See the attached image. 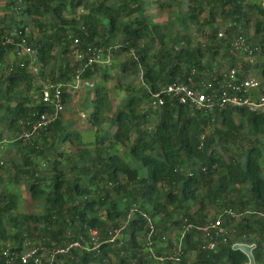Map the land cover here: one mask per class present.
Here are the masks:
<instances>
[{"label": "trees", "instance_id": "16d2710c", "mask_svg": "<svg viewBox=\"0 0 264 264\" xmlns=\"http://www.w3.org/2000/svg\"><path fill=\"white\" fill-rule=\"evenodd\" d=\"M174 1L188 9L176 16L181 31H173L175 22L152 24L148 0L6 4L0 30L29 29L26 38L37 51L40 74L30 72L27 57L21 66L14 47L0 46V125L16 135L13 144L20 155L18 161L4 157L0 165V264H22L28 248L63 247L88 238L90 230L101 233V254L76 250L65 264H158L148 259L141 241L144 214L154 220L155 240L169 238L166 248L155 243L161 255L174 249L175 230L214 222L222 210L237 215L226 217L227 242L217 239L218 248L211 251L200 232H188L179 264H248L233 250L235 243L255 244L256 263L264 264V112H207L171 98L151 107L161 85L190 83L212 71L223 51L230 67L249 73L252 66L230 54V40L245 35L255 12L260 16L250 41L264 43V7L249 0ZM14 9L19 18L10 16ZM226 25L227 37L219 39ZM95 48H112L111 66H87ZM120 55L126 59L118 63ZM255 67L264 81V63ZM81 70L80 89L92 83L82 106L92 103L85 123L93 140L74 127L76 121L68 124L63 111L35 137L18 139L29 123L54 112L43 103L37 80L62 84L65 107L79 96L71 84ZM194 70L198 77L193 78ZM113 71L116 83L108 87ZM25 190L36 212L20 210ZM210 206L217 209L213 218ZM114 228L121 229L118 240L106 243Z\"/></svg>", "mask_w": 264, "mask_h": 264}, {"label": "built area", "instance_id": "2783aa9c", "mask_svg": "<svg viewBox=\"0 0 264 264\" xmlns=\"http://www.w3.org/2000/svg\"><path fill=\"white\" fill-rule=\"evenodd\" d=\"M224 26L218 33L219 39L227 37V28ZM29 34V29L2 31L0 30V46L14 47L13 53L15 58L21 66L24 67L23 59H29L30 72L38 77L40 74V67L38 64L37 51L29 45L26 38ZM79 42L78 39L75 40ZM230 54L239 59H244L251 64H257L256 60H260V64L264 63V43L260 41H250L244 35L243 37L232 38L230 40ZM117 49V48H115ZM91 51V57L88 60L87 66L93 64L98 65H112L111 52L112 48H95ZM78 59L82 55H77ZM79 71L74 78L71 88L79 91L81 87V73ZM193 78L198 77L197 71L192 72ZM264 81L261 77H255L249 73H244L240 69L228 66L221 68L215 66L212 71L204 72L199 78L190 83L176 82L169 85H161L156 93L152 94L151 107L160 108L165 104V98H171L181 105L190 106L199 110L212 112L214 110H224L226 108H245L251 112H264ZM41 86V99L44 104L51 105L54 108L53 114H42L39 120L33 124H28L29 129L23 131L19 138L20 140L28 141L35 137L42 130L47 129L64 110L63 105V85L55 84L46 81L42 78L37 80ZM87 86H92V83L87 82ZM15 141V139H14ZM13 141V142H14ZM11 141L7 138L0 140V165H3V158L5 157V147ZM226 217L235 219L237 215L231 210H222L216 221H209L204 226L185 225L176 237L171 235V242L174 249L171 251L164 250L159 255L155 249L156 242L159 246L166 248L169 245V238L163 235L159 240H155V225L153 218L144 214L146 219V235L141 238L144 243L145 250L148 252V259L158 262V264H168L172 262L179 264L184 258V240L188 232L197 230L205 238L206 247L215 251L218 248L217 239L222 238L227 242L230 228L226 227ZM121 229L114 228L110 230V239L106 243L114 244L119 236ZM103 241L99 230H90L89 237H81L79 240L65 245L63 247L47 250L43 246L37 248H28L21 255L20 260L22 264H65L66 257H70L76 250L83 252H96L100 255L102 251ZM156 243V244H155Z\"/></svg>", "mask_w": 264, "mask_h": 264}, {"label": "rangeland", "instance_id": "374dc122", "mask_svg": "<svg viewBox=\"0 0 264 264\" xmlns=\"http://www.w3.org/2000/svg\"><path fill=\"white\" fill-rule=\"evenodd\" d=\"M10 0H0V17H2L3 13H4V9L6 4L9 2ZM150 2V8L147 10L146 15L149 17L150 22L152 24H156V25H165L168 24L170 22H175V27L173 28V31H177L180 30L182 28H180L179 24L176 22V16L178 14V12H183L184 14L188 11V9L185 7H180L177 1L174 0H148ZM185 1V0H184ZM186 2V1H185ZM249 3H254L256 5H260L264 7V0H249ZM16 10L14 9L11 13L10 16L12 14V16L18 17L19 16L17 14H15ZM81 12V9L77 10L76 14H73L72 16H78ZM67 16V14H66ZM71 16V15H68ZM260 16L259 14L253 12V19H252V25L249 28V30H247V32H244L246 37L249 39H252L254 37V23L256 22L257 17ZM203 18H207V14L203 15ZM217 24H221V21L218 20L216 22ZM30 26H32L33 28V22H30ZM223 27H221L222 29ZM195 30V29H194ZM35 33L37 35V29L35 28ZM193 34L196 35L197 38H199L200 34L198 32H193ZM198 40V39H197ZM201 41V40H200ZM144 43V42H143ZM126 56L125 55H120L118 56L117 60L118 63H121L123 61H125ZM240 61H245L244 59H241ZM257 64H251V68L249 70L250 75L255 76V77H260L259 72H260V68H256V65H260V60L257 59L256 60ZM115 63V61H114ZM216 64L219 65V67L221 68H227L230 64L228 61V58H226L224 56V51L220 53V55L218 56V58L216 59ZM243 64V63H242ZM239 67L241 66V64H238ZM113 73H115V75H113L112 79L109 83H108V87H114V84L116 83V74L117 72L113 71ZM95 83H97V77L96 80H94ZM141 79L138 78L136 80V83H140ZM87 86V85H86ZM88 86L87 88H81L78 92L79 96L75 97V99L67 106L64 107L63 110V118L66 120V122L68 124H71V122L76 121L74 127L76 129H78L81 133H83L85 139L87 141H92L93 140V134L89 131L90 127L86 125L85 123V114H89L92 111V103H89L87 105V108H85L83 110V102H84V97L86 95L87 89L89 90ZM83 110V111H81ZM106 131L109 130V127L107 125L103 127ZM6 129V128H5ZM3 128L2 125H0V131H2L1 137H5L7 139H9L11 141V143L7 144L5 147V157L7 158V160H11L12 158L15 159L16 161H18L20 159V155L18 152V148L13 144L14 142V138H16V135H12L8 132H6ZM264 141V137L262 139ZM122 151L124 152L125 149ZM9 166L11 167L12 164H9ZM138 167V166H137ZM48 168V167H47ZM141 174H143V170H140ZM25 195V201L22 203L20 210L24 211V212H36V204H33L30 200V194L27 190L24 191ZM210 213H211V218L214 217L215 212L217 211V209L214 206H210L209 207ZM180 234L179 230H175V232H173L171 235L174 236H178Z\"/></svg>", "mask_w": 264, "mask_h": 264}, {"label": "water", "instance_id": "95a60500", "mask_svg": "<svg viewBox=\"0 0 264 264\" xmlns=\"http://www.w3.org/2000/svg\"><path fill=\"white\" fill-rule=\"evenodd\" d=\"M233 250L242 252L248 258V264H257L254 256L255 244L235 243Z\"/></svg>", "mask_w": 264, "mask_h": 264}, {"label": "crops", "instance_id": "0c3cea01", "mask_svg": "<svg viewBox=\"0 0 264 264\" xmlns=\"http://www.w3.org/2000/svg\"><path fill=\"white\" fill-rule=\"evenodd\" d=\"M241 60V59H240Z\"/></svg>", "mask_w": 264, "mask_h": 264}]
</instances>
